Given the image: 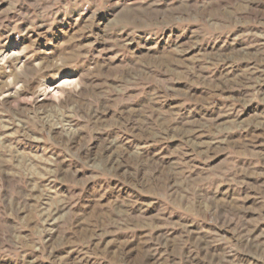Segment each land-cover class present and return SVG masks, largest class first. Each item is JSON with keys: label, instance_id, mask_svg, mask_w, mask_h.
<instances>
[{"label": "rangeland", "instance_id": "obj_1", "mask_svg": "<svg viewBox=\"0 0 264 264\" xmlns=\"http://www.w3.org/2000/svg\"><path fill=\"white\" fill-rule=\"evenodd\" d=\"M0 264H264V0H0Z\"/></svg>", "mask_w": 264, "mask_h": 264}]
</instances>
